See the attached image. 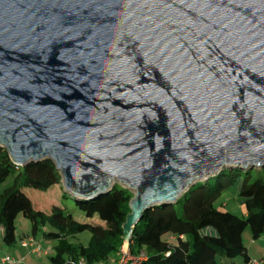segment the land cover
<instances>
[{
    "label": "water",
    "instance_id": "95a60500",
    "mask_svg": "<svg viewBox=\"0 0 264 264\" xmlns=\"http://www.w3.org/2000/svg\"><path fill=\"white\" fill-rule=\"evenodd\" d=\"M0 147L143 213L264 167V0H0Z\"/></svg>",
    "mask_w": 264,
    "mask_h": 264
},
{
    "label": "trees",
    "instance_id": "16d2710c",
    "mask_svg": "<svg viewBox=\"0 0 264 264\" xmlns=\"http://www.w3.org/2000/svg\"><path fill=\"white\" fill-rule=\"evenodd\" d=\"M12 177V184L0 193V239L3 245L15 243L14 221L22 214L31 223V238L48 226L43 239L55 243L49 264L109 263L124 246L123 225L130 214L133 195L127 188L113 185L104 196L91 201L73 200L84 215L78 220L57 205L42 212L36 204L38 193H56L68 199L62 177L50 160L16 166L6 149L0 147V185ZM35 192L34 203L24 191ZM237 191L244 214L236 216L215 208L224 193ZM38 194V196L36 195ZM38 197V198H37ZM42 201V199H40ZM252 241L264 233V167L252 170L225 169L204 182H198L173 205L143 213L128 244L129 255L137 264H222L224 259L241 258L248 264L243 233ZM89 233L86 246L76 237ZM143 259L139 261L140 257Z\"/></svg>",
    "mask_w": 264,
    "mask_h": 264
},
{
    "label": "rangeland",
    "instance_id": "374dc122",
    "mask_svg": "<svg viewBox=\"0 0 264 264\" xmlns=\"http://www.w3.org/2000/svg\"><path fill=\"white\" fill-rule=\"evenodd\" d=\"M252 170V169H251ZM204 182V181H203ZM12 184V177H8L1 185H0V193L3 189L8 188ZM120 185L117 182H113L112 185ZM124 187V186H122ZM35 192L31 190L24 191V194L34 203V199L32 195ZM40 197L38 198L36 204H40L39 206L42 207L40 209L42 212H49V207L52 205H57L64 209L66 212L73 214L74 217L78 220H84V215L76 208L74 205L73 200L69 197L68 199L62 200L59 194L56 193H38ZM38 194H36L38 196ZM42 199V201L40 200ZM214 206L218 210L228 211L236 216H242L244 214V207L240 204L237 196L236 190H231V192H227L221 195V197L214 203ZM14 238L15 243L11 246L3 245L0 242V258L6 255L11 256L13 258H23L20 259L22 264H49L48 258L54 255L53 248L55 246L54 242L51 241H44L43 240V233L49 232L51 229L48 226H43L39 229L36 235V241L40 246L42 251H47L48 254L45 256L43 254H38L36 256H30V254L21 249L20 243L21 241H28L31 238V223L30 221L25 218L22 214H18L14 221ZM262 241H264V234L262 235ZM90 234L85 232L80 234L76 237V242L81 243L82 245L86 246L89 242ZM243 243L248 250L251 258L253 261H258L260 256H264V242L259 244L258 241L253 242L250 237V232L248 229L245 230L242 236ZM4 249V250H3ZM123 250H125L123 248ZM128 250V248H127ZM117 258V254L114 256ZM217 262L222 264H242L241 258H234V259H224L221 257H217ZM106 264V263H104ZM107 264H110V262Z\"/></svg>",
    "mask_w": 264,
    "mask_h": 264
},
{
    "label": "built area",
    "instance_id": "2783aa9c",
    "mask_svg": "<svg viewBox=\"0 0 264 264\" xmlns=\"http://www.w3.org/2000/svg\"><path fill=\"white\" fill-rule=\"evenodd\" d=\"M20 247L33 256H36L38 254H43L46 256L48 254L47 251H42L38 243L32 238H29L28 241H21ZM142 259L143 256L140 257L139 261ZM137 263L138 260L132 258L129 255L128 250L126 251L123 250L122 248L121 252L117 254L116 260L112 264H137ZM0 264H21V261L6 255L0 258ZM78 264H83V263L80 262ZM98 264H104V263H98ZM248 264H260V262L251 261Z\"/></svg>",
    "mask_w": 264,
    "mask_h": 264
},
{
    "label": "crops",
    "instance_id": "0c3cea01",
    "mask_svg": "<svg viewBox=\"0 0 264 264\" xmlns=\"http://www.w3.org/2000/svg\"><path fill=\"white\" fill-rule=\"evenodd\" d=\"M264 234V233H263ZM262 237V236H261ZM259 238L258 240H256V241H258L259 242V244H262V242H264V241H262V238ZM44 241H46L45 239H43ZM36 241V240H35ZM0 242L2 243V241H1V239H0ZM37 242V241H36ZM253 242H255V241H253ZM38 243V242H37ZM3 244V243H2ZM22 249V248H21ZM4 250V249H3ZM30 256H33V255H31L30 254ZM247 256H248V258L251 260V261H253L252 259L253 258H251V256H250V254L248 253V250H247ZM261 258L260 259H258V262H260V264H264V256H260ZM24 258V257H23ZM23 258H15V259H17V260H20V259H23ZM116 260V257H114L113 258V260L112 261H110V264H112V263H114V261ZM21 261V260H20ZM21 264H22V262H21ZM242 264H245L243 261H242Z\"/></svg>",
    "mask_w": 264,
    "mask_h": 264
}]
</instances>
